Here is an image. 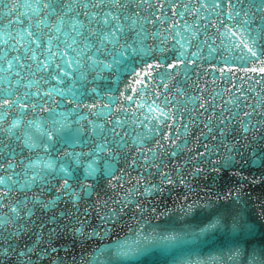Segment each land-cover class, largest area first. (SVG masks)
Here are the masks:
<instances>
[{
  "label": "water",
  "instance_id": "obj_1",
  "mask_svg": "<svg viewBox=\"0 0 264 264\" xmlns=\"http://www.w3.org/2000/svg\"><path fill=\"white\" fill-rule=\"evenodd\" d=\"M37 41L0 63V264H264V0H82Z\"/></svg>",
  "mask_w": 264,
  "mask_h": 264
},
{
  "label": "snow or ice",
  "instance_id": "obj_2",
  "mask_svg": "<svg viewBox=\"0 0 264 264\" xmlns=\"http://www.w3.org/2000/svg\"><path fill=\"white\" fill-rule=\"evenodd\" d=\"M73 23H78V21H73ZM32 39L35 40L36 39L35 36H33ZM52 41H53V37H48V42L50 45L52 44ZM37 42H39V41H37ZM45 66H47V64ZM60 71H63V69H60ZM5 95H10V93H5ZM12 99H13V101H15L17 98L13 97ZM8 104H9L8 100L0 99V105H2L3 107L6 108L8 106Z\"/></svg>",
  "mask_w": 264,
  "mask_h": 264
}]
</instances>
